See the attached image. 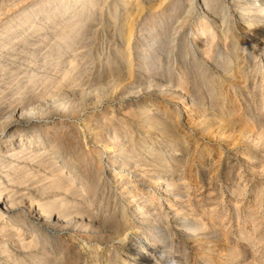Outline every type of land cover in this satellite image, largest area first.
Segmentation results:
<instances>
[{"label":"rangeland","instance_id":"rangeland-1","mask_svg":"<svg viewBox=\"0 0 264 264\" xmlns=\"http://www.w3.org/2000/svg\"><path fill=\"white\" fill-rule=\"evenodd\" d=\"M14 1L0 0V140L8 124L17 139L43 135L77 188L57 190L69 184L44 180L45 167L0 170L11 180L0 193L21 211L0 205V264H264V5L209 0L205 46L191 0H132L131 29L123 0ZM27 15L35 31L29 21L6 46L3 31ZM142 109L168 124H146Z\"/></svg>","mask_w":264,"mask_h":264},{"label":"bare ground","instance_id":"bare-ground-1","mask_svg":"<svg viewBox=\"0 0 264 264\" xmlns=\"http://www.w3.org/2000/svg\"><path fill=\"white\" fill-rule=\"evenodd\" d=\"M6 1V0H5ZM16 1V0H15ZM14 1V2H15ZM22 1V0H20ZM27 1V0H26ZM65 1L67 0H59V4L62 5V3H64ZM116 1V0H115ZM192 3L191 4H194L195 6V9L198 13V21H197V35L195 36V38L193 39L195 41V43H197V41L200 39V38H206V42L204 43L205 46H208V44L211 43V40L213 39H209V35H207L209 32H210V28H211V17L213 18L214 15L211 13V8H210V3H209V0H191ZM199 1V2H197ZM240 1V0H239ZM242 1V0H241ZM259 3L260 6H263L264 5V0H258L256 1ZM22 3V2H21ZM29 3V2H28ZM86 3V2H85ZM161 3V2H160ZM198 3V4H197ZM84 4V3H83ZM123 4L125 5V11L126 13L128 14L129 13V16L126 17V20L127 23L126 25H128V27L131 29V24L137 19L139 18V4L137 5H134L133 1L132 0H123ZM144 4V3H142ZM253 4V2L251 0H245V7L243 9L245 10H248L249 7ZM68 5V4H67ZM72 5V4H71ZM92 5V4H91ZM256 5V4H254ZM80 6V5H79ZM105 6V5H104ZM118 6V5H117ZM238 7V6H237ZM64 8V7H63ZM264 8V7H263ZM194 9V10H195ZM79 10V9H78ZM8 11V10H7ZM28 13L29 12H35V7L33 8H30L29 10L27 9ZM37 11V10H36ZM26 11H24L25 13ZM47 12V11H46ZM86 12V11H85ZM227 12V11H226ZM264 12V9L263 11ZM22 14V13H21ZM20 14V15H21ZM32 14V13H31ZM86 14V13H85ZM84 14V15H85ZM246 14V13H245ZM19 15V16H20ZM80 15V14H79ZM19 16H16L15 18H18ZM31 16L27 15V17L25 18V21H23L21 24H20V28L19 29H16V30H11L9 28H6L4 31H3V36H1V40L4 42V44L6 46L10 45V47H13L14 44L13 42H11V40H9L8 38L11 36V35H16L15 37L18 38L20 35H21V32L22 30L24 29V27H26L25 25L28 24V22L30 21L32 23V26L30 27L32 29V31H35V23L33 22V18H30ZM119 17V15H118ZM13 17V19H10V20H7V22L5 23L6 24H9V22L13 21L15 19ZM225 18V17H224ZM73 19V18H72ZM197 19V18H196ZM34 20H35V17H34ZM119 20V19H118ZM125 20V19H124ZM192 20V19H191ZM246 21V20H245ZM118 22V21H117ZM220 22V21H219ZM226 22V21H225ZM244 23V22H242ZM247 23V29L250 30V32H254V36L255 37H258V33L255 30V27L253 26V23L252 22H246ZM41 24V23H40ZM45 24V23H44ZM43 24V25H44ZM115 24V23H114ZM135 24V23H134ZM1 26V25H0ZM41 26V25H40ZM28 27V26H27ZM85 27V26H84ZM45 28V27H44ZM215 28V27H214ZM221 28H222V31H225L226 28H228L225 24H222L221 25ZM26 29V28H25ZM112 29V28H111ZM216 29V28H215ZM24 31V30H23ZM131 31V30H130ZM245 31V30H244ZM260 31V30H259ZM230 32V31H229ZM51 33V32H50ZM229 34V33H228ZM230 35V34H229ZM129 36H131V32H129ZM248 37V35H245ZM113 37V36H111ZM72 38V37H71ZM127 39V38H126ZM109 40V39H108ZM130 40V39H128ZM133 40V39H132ZM40 41V40H39ZM238 42V41H237ZM2 43V42H1ZM154 43V42H152ZM177 43V42H176ZM189 43V42H188ZM192 44V43H190ZM193 45V44H192ZM18 46V45H17ZM154 46V45H153ZM189 46V45H188ZM187 46V47H188ZM205 46L202 47V49H204L205 51ZM20 47V46H19ZM22 47V46H21ZM27 47V46H26ZM127 47V46H126ZM151 47V46H150ZM235 48V47H234ZM30 50V49H29ZM154 50V49H153ZM156 50V49H155ZM264 50V49H263ZM73 51V50H72ZM196 51V50H195ZM66 52V51H65ZM149 52V51H148ZM3 53H5L3 51ZM56 53V52H55ZM190 53V52H189ZM251 53V52H250ZM55 55V54H54ZM197 55V54H196ZM194 56V55H193ZM4 57V56H3ZM48 57V56H47ZM84 57V56H83ZM21 58V57H20ZM57 58V57H56ZM176 58V57H175ZM186 58V57H185ZM8 59V58H7ZM189 61V60H188ZM14 62V61H13ZM18 62V61H17ZM107 62V61H106ZM118 63V62H117ZM163 63V62H162ZM7 64V63H6ZM131 64V61L129 60V65ZM223 64V63H222ZM241 65V64H240ZM256 65V64H255ZM71 67V65H70ZM73 68V67H71ZM234 68V67H233ZM238 68V67H237ZM263 68V67H262ZM34 69V68H33ZM38 69V68H37ZM103 69V68H102ZM199 69V68H198ZM263 71V70H262ZM261 71V72H262ZM259 72V71H258ZM87 73V72H86ZM255 73V72H254ZM257 73V72H256ZM42 74V73H41ZM159 74V73H158ZM259 74V73H258ZM87 75V74H86ZM92 75V74H91ZM101 75V74H100ZM110 75V74H109ZM215 75V74H214ZM4 76V75H3ZM160 76V75H159ZM216 76V75H215ZM254 76V75H253ZM256 76V74H255ZM112 77V76H111ZM155 77V76H154ZM183 78V77H182ZM25 79V78H24ZM152 79V78H151ZM264 79V78H263ZM137 80V79H136ZM154 80V79H153ZM27 81V80H26ZM67 81V80H65ZM103 82V80H101ZM28 82V81H27ZM31 82V81H30ZM68 82V81H67ZM72 82V81H71ZM70 83V82H69ZM73 83H76V82H73ZM101 83V82H100ZM57 86L58 83H56ZM94 84V83H93ZM99 84V83H98ZM97 85V84H95ZM59 88V87H58ZM92 88V87H91ZM173 88V87H172ZM60 89V88H59ZM84 91V90H83ZM263 95V94H262ZM141 97V96H140ZM261 98V97H260ZM263 98V97H262ZM40 99V98H39ZM135 99V98H134ZM22 100H20L19 102H21ZM18 105V104H17ZM29 105V104H28ZM152 106V105H151ZM51 107V106H50ZM145 107V106H144ZM149 107V106H148ZM41 108V107H39ZM152 108V107H151ZM150 108V109H151ZM167 108H170V107H167ZM10 110V109H9ZM34 110V109H33ZM165 110V109H164ZM6 111V110H5ZM39 111V110H38ZM13 112V110H12ZM30 112V111H29ZM160 112V110H159ZM36 113V112H35ZM249 113V112H248ZM16 114V113H15ZM25 114V112H21L20 113V117L16 118L18 119V126L20 128H22L23 130H27L31 123H32V120L34 119L33 117V114H28L26 116H23ZM162 114V113H161ZM166 114V113H165ZM223 114V113H222ZM225 114V113H224ZM108 115V114H107ZM160 115V114H159ZM229 115V114H228ZM17 116V115H16ZM139 116L141 118L144 119L145 123L148 124V123H160L161 125H165V124H168L164 118H161L160 116H157V113H152V112H148L146 109H142L140 112H139ZM214 118V117H213ZM42 119V118H41ZM14 121V120H13ZM12 122V121H10ZM260 124V123H258ZM3 125V124H2ZM246 126V125H245ZM14 127L15 125H12V124H8L6 125V127H4V131L6 130H10L12 132V134H10V137L6 140V141H1L0 140V170H3L7 167H9V171L11 170H26V168L28 166H31V168H36V167H45L47 168L49 171L47 172V174L45 175V178L44 180H47L49 183H53L55 185H60V187L63 185H66V184H69L68 187H65L64 189H61L58 187L57 190L59 191H66V192H75V188H77V185L76 183L73 181V178L75 176V173L74 171L67 167L65 165V158L63 156V154L61 153H58L57 151V148H56V144L53 142H50L49 140H47V138H45L43 135L41 136V134H38L36 135V133L31 130L28 134V138L26 140H23V134L22 133H19L18 138L15 137V134H17V132L14 130ZM40 127V126H39ZM250 127V126H249ZM2 128V127H1ZM29 131V130H27ZM22 132V131H21ZM251 133V132H250ZM35 135V139H34V136ZM245 136V135H244ZM8 137V136H7ZM16 138V139H14ZM183 138V137H182ZM141 140V139H140ZM26 141V142H25ZM27 141L30 142L28 144H34L35 147H39L37 150L35 149H32L34 146H28L27 145ZM185 141V140H184ZM262 141V140H261ZM17 142L20 144V147H15ZM86 142V141H85ZM94 142V141H93ZM148 142V141H147ZM214 142V141H213ZM127 143H130L132 145V153L138 157V155H136V152H135V147H134V143L133 140H127ZM181 143V142H180ZM98 144V143H97ZM96 145V144H95ZM101 145V144H100ZM139 145V144H138ZM150 145V144H149ZM12 147L11 149L9 150H6L5 148L6 147ZM153 146V145H152ZM95 147V146H94ZM96 148V147H95ZM140 148V147H139ZM146 148V147H145ZM91 149V148H90ZM104 149L105 150H110V146L107 145V144H104ZM151 150V149H150ZM173 150V149H172ZM62 151V150H61ZM149 151V149H148ZM185 152V150H184ZM113 153V152H112ZM131 153V152H129ZM187 153V152H186ZM2 154V155H1ZM98 155L100 156V159L102 160L103 157H101V155L98 153ZM143 155V154H142ZM12 158H16V160H18L17 162H19L20 160H22V162L24 163V166L23 167H20L21 164H16V165H13V160H11ZM111 160L109 162H111L112 164L114 165H119V167H127L130 165V163L127 161H123L122 159H116L117 158V155H112L111 157ZM152 158V157H151ZM60 159V160H59ZM153 159V158H152ZM69 160V159H68ZM160 160V159H159ZM163 161V160H162ZM165 161V160H164ZM16 162V161H15ZM25 162H33V164L31 165H27ZM36 163H38L36 165ZM35 164V165H34ZM101 164L102 162H100V166H99V169H101ZM132 164V163H131ZM35 166V167H34ZM107 167V166H106ZM161 167V166H160ZM30 168V169H31ZM67 168V172H69L71 175L70 176H66L67 172H66V169ZM110 168V167H109ZM122 169V168H121ZM65 170V171H64ZM106 170V169H105ZM120 170V169H119ZM130 171V170H129ZM111 172V171H110ZM119 172V171H118ZM121 172V171H120ZM12 173V172H11ZM132 173V172H131ZM105 174V173H104ZM122 174V173H121ZM124 174V173H123ZM129 174V173H128ZM9 175L8 173H1L0 172V179L2 180H5L7 179L8 182H11L10 178H9ZM69 175V174H68ZM77 175V174H76ZM130 175V174H129ZM103 176V175H102ZM128 176V175H127ZM158 176V175H157ZM159 177V176H158ZM157 177V178H158ZM162 178V177H161ZM119 179V178H118ZM15 181V180H14ZM2 182V181H1ZM125 182V181H124ZM127 182V181H126ZM36 183V182H34ZM2 184V183H1ZM21 184V183H20ZM146 185V184H145ZM167 185V184H166ZM80 187V186H79ZM108 187V186H107ZM83 188V187H81ZM163 188V187H162ZM19 190V189H18ZM27 190V189H25ZM40 191V188H38L36 190V192H39ZM83 190V189H80V191ZM99 191V190H98ZM0 192H4V191H1ZM32 192V191H31ZM43 192H51V190H44ZM84 192V191H83ZM86 194V193H85ZM32 195V193H31ZM81 195V194H80ZM5 196V195H4ZM24 197V196H23ZM55 197V196H54ZM49 198V197H48ZM85 198V197H84ZM39 199V198H38ZM50 199V198H49ZM60 200V199H59ZM86 200V199H85ZM8 201V202H6ZM34 201L36 202V200L32 199V203H34ZM62 202V200H61ZM42 203V202H41ZM45 204V203H44ZM0 205H4V210H6L11 216H14L15 213H21V211H18V212H11V210H13L12 208V205H9V200H5V198L3 197V194L0 193ZM27 205V204H26ZM41 205V204H40ZM20 207V206H19ZM18 207V208H19ZM38 207V206H37ZM20 209V208H19ZM1 210V208H0ZM48 211V210H47ZM23 212H26V211H23ZM52 212H46V211H43L41 209H36L35 208V218L36 219H40L42 217V215H44L48 220H51V218L53 217ZM71 213V212H70ZM24 214V213H23ZM26 214V213H25ZM96 214V213H95ZM62 214L61 213H58V217H62L61 216ZM73 215V214H72ZM2 216V213H0V217ZM55 216V215H54ZM68 216V214H67ZM77 215H75L76 217ZM94 216H98V213ZM44 217V218H45ZM79 218V217H78ZM56 219V218H55ZM58 219V218H57ZM64 219V218H63ZM83 219V218H82ZM5 220V219H4ZM9 220V219H8ZM12 220V219H11ZM3 223V221H1ZM15 222V221H14ZM54 222V221H53ZM61 222V221H60ZM7 223V221H6ZM29 224V223H28ZM27 224V225H28ZM6 225V224H5ZM17 225V224H16ZM3 226V225H2ZM10 226V225H9ZM22 226V225H21ZM188 226V225H187ZM14 227V226H13ZM41 227V226H40ZM45 228V227H43ZM47 229V228H46ZM2 231H4L5 229H2ZM40 230V229H39ZM130 230V229H128ZM46 231V230H45ZM32 232H34L32 230ZM37 232V231H36ZM1 238V237H0ZM37 244V243H36ZM8 245V244H7Z\"/></svg>","mask_w":264,"mask_h":264}]
</instances>
